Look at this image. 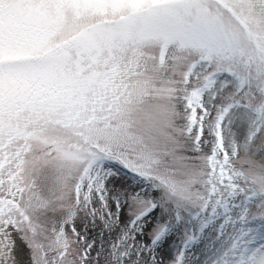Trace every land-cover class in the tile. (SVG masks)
<instances>
[{"label":"snow or ice","instance_id":"snow-or-ice-1","mask_svg":"<svg viewBox=\"0 0 264 264\" xmlns=\"http://www.w3.org/2000/svg\"><path fill=\"white\" fill-rule=\"evenodd\" d=\"M264 264V0H0V264Z\"/></svg>","mask_w":264,"mask_h":264},{"label":"rangeland","instance_id":"rangeland-1","mask_svg":"<svg viewBox=\"0 0 264 264\" xmlns=\"http://www.w3.org/2000/svg\"><path fill=\"white\" fill-rule=\"evenodd\" d=\"M24 261H25V263H26V261H27V253H26V250L24 251V252H22V257H21Z\"/></svg>","mask_w":264,"mask_h":264},{"label":"water","instance_id":"water-1","mask_svg":"<svg viewBox=\"0 0 264 264\" xmlns=\"http://www.w3.org/2000/svg\"><path fill=\"white\" fill-rule=\"evenodd\" d=\"M26 264V263H25Z\"/></svg>","mask_w":264,"mask_h":264}]
</instances>
